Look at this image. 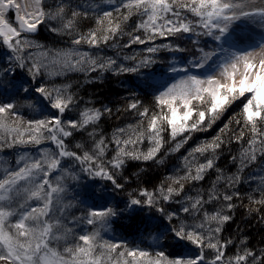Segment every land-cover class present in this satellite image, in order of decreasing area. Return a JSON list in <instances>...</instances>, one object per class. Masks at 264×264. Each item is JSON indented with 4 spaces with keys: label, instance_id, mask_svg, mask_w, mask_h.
Wrapping results in <instances>:
<instances>
[{
    "label": "snow or ice",
    "instance_id": "1",
    "mask_svg": "<svg viewBox=\"0 0 264 264\" xmlns=\"http://www.w3.org/2000/svg\"><path fill=\"white\" fill-rule=\"evenodd\" d=\"M0 264H264V0H0Z\"/></svg>",
    "mask_w": 264,
    "mask_h": 264
},
{
    "label": "trees",
    "instance_id": "2",
    "mask_svg": "<svg viewBox=\"0 0 264 264\" xmlns=\"http://www.w3.org/2000/svg\"><path fill=\"white\" fill-rule=\"evenodd\" d=\"M41 32L44 33V35H47L46 31L42 28ZM111 54V53H109ZM77 76H73L72 79H77ZM83 94L85 95V98H88L91 96L95 101H99L101 103H107L109 100H115L118 96L123 95V89L121 84H119L115 78H111V74H108L107 77L102 78L101 80H97L91 84H86L83 89ZM124 123L128 122V119L126 117L122 118ZM116 126H122L121 121L117 120L115 116H113L112 119L106 120V124H102L101 127H106V130L108 132H111L112 129ZM209 135L214 134L213 130H209ZM203 134H198V139ZM135 162H133L134 165ZM229 161L226 158H223L219 161V165L222 167H225L226 169L229 167ZM134 166L129 167V172L134 171ZM242 210H238L236 215V222L239 223L241 220ZM130 221H120L115 225L117 229V234H119L122 229L120 227L121 224L127 225ZM254 225V222H253ZM236 224L231 225V229H235ZM240 227L249 233L250 238L256 237L258 238V230L255 226L250 227L248 224H240Z\"/></svg>",
    "mask_w": 264,
    "mask_h": 264
}]
</instances>
